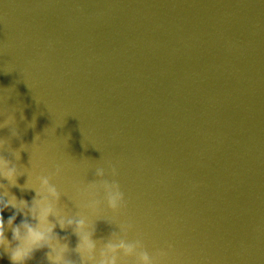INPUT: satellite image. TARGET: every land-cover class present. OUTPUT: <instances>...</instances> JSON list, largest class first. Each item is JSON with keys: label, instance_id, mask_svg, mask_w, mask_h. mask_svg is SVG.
<instances>
[{"label": "water", "instance_id": "1", "mask_svg": "<svg viewBox=\"0 0 264 264\" xmlns=\"http://www.w3.org/2000/svg\"><path fill=\"white\" fill-rule=\"evenodd\" d=\"M5 139L7 240L52 208L27 264H264V0H0Z\"/></svg>", "mask_w": 264, "mask_h": 264}, {"label": "clouds", "instance_id": "2", "mask_svg": "<svg viewBox=\"0 0 264 264\" xmlns=\"http://www.w3.org/2000/svg\"><path fill=\"white\" fill-rule=\"evenodd\" d=\"M14 119V117H9L5 120L4 127L8 126L9 120ZM14 137V134H13ZM5 144L8 145L9 150H11V139H5L4 141H0V149H3ZM112 172L116 175V169L113 168ZM0 174L3 175L4 179L15 184L16 182V169L15 167L10 166V162L5 157H0ZM98 175H102V170H98ZM47 184V181L44 182ZM105 188L108 190V201L111 207L115 208L117 206L118 201L123 199V192L119 189V184L114 183L109 185L107 182L105 183ZM115 189V191H112ZM49 191L52 195H56L55 190L50 188ZM15 200V197H13ZM11 202H5L0 200V204L3 207H0V245L7 244L8 247L5 249L8 253V258L10 264H27V261L31 259L32 254L36 251L43 249L46 246H50L52 240L54 239L53 231L54 225L52 227H48V217L52 214V208L46 204V201H36L35 198L33 200V204L31 207L28 206V201H20V204L27 208L28 214H30L33 219L39 221L38 225L34 226L29 223L27 220H21L20 224L13 227L16 215L23 213L14 212L11 217H9L7 221V227L12 231V240L8 241L4 235L5 230V220L3 213L9 208ZM12 207H16L14 203H11ZM72 222L69 221L68 226H71ZM64 224L61 222V228L63 229ZM83 228V222H78L76 225V234L78 235L79 243L77 248L84 253L89 254L91 258V254L94 252L95 244L91 240V237L86 234L81 233V229ZM135 248L133 244H126L121 242L117 245H108V250L111 252H115L118 249H123L126 254H130ZM64 249H60L54 260L55 264H59L62 253ZM165 255V253H162ZM141 264H152V260L149 257L147 252H143L140 254ZM102 264H116V259L113 257L111 260L104 259Z\"/></svg>", "mask_w": 264, "mask_h": 264}]
</instances>
